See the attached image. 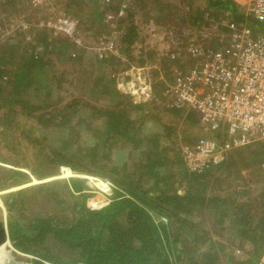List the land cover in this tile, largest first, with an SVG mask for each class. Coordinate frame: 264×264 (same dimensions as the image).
Returning <instances> with one entry per match:
<instances>
[{
	"label": "rangeland",
	"instance_id": "obj_1",
	"mask_svg": "<svg viewBox=\"0 0 264 264\" xmlns=\"http://www.w3.org/2000/svg\"><path fill=\"white\" fill-rule=\"evenodd\" d=\"M8 4V7L0 8V49L8 50L13 47L11 49L14 54L7 55L11 59L5 61V64H10L6 65L7 75L2 77L0 74V83L9 82L10 90L13 88L17 78L13 71L9 73V70L15 71L17 67L14 66L15 64L20 67V70L26 69L22 58L28 46H36L35 49L38 52L40 50L42 53L44 50L48 52L49 54L42 57L44 60H50V63L46 70L40 71V74L36 69L39 74L36 82L45 89L40 98L34 100L33 97L27 96V100L24 101L23 97L20 99L23 103L14 107L17 111L15 115L11 117L2 115V119L0 118V167L7 170H20L30 178L29 184L19 188H12L15 182L11 181L9 184L12 186L0 189L1 224L8 223L9 218L3 196L40 184L58 181H63L65 184V181L72 177L86 179L85 186L89 189L86 190L87 206L92 210L108 206L117 197V192H123L107 178L76 175L69 168L67 169L72 176L64 177L67 172L62 171L66 167H61L48 175L53 176L50 178L44 175L45 173L42 174L41 172H50L55 164L39 169V160L49 157L52 149L59 148L76 151L98 145L100 150L111 152L104 162L103 156L100 155V161L103 164L114 162L115 166H122L126 151V157L128 161H132L133 165L131 172L137 166L134 165L133 157L142 162L141 166L148 163L151 156L142 161L138 158L141 152H157L160 155L162 153L176 154L179 157L176 161L179 166L171 165L168 171L158 174L160 167L156 165L153 176L158 178L159 184L155 185L151 182L149 185L156 190L160 187L167 188L174 183L172 190H176V194L180 196L196 190L198 194L205 193V197L214 195L213 197L235 199L236 190H253L254 196L264 192L263 163L260 162L262 170L256 164L250 167L249 153L229 171V166L224 170L223 167H218L213 174L205 176L196 184L194 182L197 178L192 176L188 169H186L187 173L191 175L188 177L189 180L184 179L180 169L185 170L182 151L204 134V129L200 128V116L196 111H192L188 116L189 110L180 108L172 110L174 109L172 107H176L172 105L175 99L166 95L165 89L174 87V81L179 73L186 74L187 68L192 66L189 51L199 47L196 41H192L190 46L185 48L182 45L179 48L174 39L194 35L207 36V33L210 36H222L221 28L229 29V24L222 22L228 15H220V12L208 9L205 0H9ZM99 11L104 18L102 25L94 19V15ZM222 13L225 14V12ZM199 15L203 18V23L207 22L208 32L207 29L196 31L198 28L191 25L193 21H197ZM81 19L83 23L80 22ZM258 24L264 25V22H258ZM131 26L134 28L135 42L129 49V53H123L121 42ZM255 28L257 31L253 29V37L255 39L264 37V28L258 26ZM42 33L49 36L54 47L46 45L47 49L42 48V43L37 42L35 38H39ZM225 34L228 33L225 32ZM58 37L66 38L68 48L65 51L57 48ZM218 42L220 43V39ZM95 56L100 60L111 56L115 59H111L113 62H108L106 66L97 68ZM2 64L3 62L0 61V71H2ZM55 74L63 77L61 86L58 88L55 86L56 82H52ZM103 76L114 77L117 84V87L112 90L111 97L107 99H103L98 94L96 97L90 91L91 89L89 90L91 85H94L97 90L102 88L101 86L106 84ZM49 84L54 87L50 85L48 88ZM120 94L123 96L118 99ZM120 102L135 106L133 108L127 106V115L130 118V126L127 127L130 130L126 131L125 135L131 136V130L136 129L143 132V135H132L125 143L117 137L119 133L110 128V125L108 126L106 120L108 122L109 120L104 114V111L117 108ZM27 106L30 108L28 109ZM35 106L40 107L36 113L31 111ZM179 110L182 111L179 112ZM44 112L47 114L45 118L43 117L42 124L27 118L29 115H39ZM9 118L12 121H9ZM108 137L110 138L107 139ZM155 139H158L157 143L154 142ZM38 154L42 157L35 158ZM21 157L24 159L19 163L17 160ZM167 158L175 160L172 156ZM254 161L253 156L252 163ZM30 166L37 168L40 172L34 175ZM119 172H122L121 167ZM175 173L178 175L174 176ZM172 179L179 180L171 182ZM57 186L55 185L56 189L49 191L50 195L30 191L23 195L18 201L22 200L25 206L22 207L21 203L19 204V208L15 211L17 219L20 218L24 224H28L34 215L49 214L56 218H63L62 221L65 223L71 222L75 214L69 210L71 205L65 200L62 189ZM237 206L238 204H234V208ZM216 207L218 204L208 202L205 207L189 206L186 210L193 212L190 213L193 216L189 218L198 227L206 228L216 244L225 246L226 251L220 252L223 259H227L226 254L245 257L248 246L240 238L232 241L229 225H222L219 215L215 217ZM21 208H24L23 211ZM153 219L156 223L159 222L158 217L153 216ZM162 221L166 222L165 219ZM7 240L9 241L6 238L0 247L9 246L10 243ZM63 255V257L66 256V254ZM72 255L74 256V253H68L66 257ZM11 259L17 264H27L28 261L37 260L29 254L23 256L14 254Z\"/></svg>",
	"mask_w": 264,
	"mask_h": 264
},
{
	"label": "trees",
	"instance_id": "obj_2",
	"mask_svg": "<svg viewBox=\"0 0 264 264\" xmlns=\"http://www.w3.org/2000/svg\"><path fill=\"white\" fill-rule=\"evenodd\" d=\"M8 1L0 0V8L8 7ZM205 1L208 9L220 12V15H228L227 19L221 20L222 22L227 24L234 22L238 25H244L251 28L252 32H254L253 29H256L255 26L264 28V25H259L258 22L260 21L255 20L253 17L240 16L241 13L237 10L238 7L231 0ZM74 7L77 9L76 6ZM222 12H225V14ZM94 16L95 22L102 25L101 22L104 21V18L101 12L99 11ZM202 19L200 16L196 22H192L191 25L198 28L196 31H206L207 22L203 23ZM80 22L83 23V20L81 19ZM223 30L224 33L228 32L227 28H221V32ZM134 35V28L131 26L121 42L123 53L130 52L129 49L135 42L133 39ZM35 38H37V42L42 43V48L44 47V49H47L46 45H52L46 33H42L39 38ZM196 38L198 36L194 35L188 38L177 37L174 40L181 48L182 45L184 47L190 46L191 42L195 41ZM204 38L205 36L201 37L203 41L206 40ZM218 41L219 37L214 36L210 38L209 45L218 47L220 46ZM56 42L58 44L57 48L64 49V51L68 48L66 38L58 37ZM209 45L207 43L203 44L206 48H209ZM52 46L54 47V45ZM28 47L22 58L24 60L23 66L26 69L20 70V67L15 64L14 66H17L16 70H9V73L13 71L17 78L13 88L10 90L9 82L6 84H3L4 82L0 83L1 119L2 115L5 117L15 115L17 112L14 109L15 105L22 104L23 100H27V96L38 100L39 96L43 94V90H45L36 82V79L41 70L44 71L48 68L50 60H44L42 55L49 53L45 50L43 53L41 50L39 52L36 51V46L33 47L31 45L32 48H30L32 50ZM11 48L13 47L8 50L0 49V61L3 62L2 71H0L2 77L7 75L8 70L6 71V69L8 68L6 65L10 64H5V61L11 59L7 55L14 54ZM95 57L97 60L95 66L97 68H102L108 62H111V59H115L113 56L104 60L97 59V56ZM80 70L82 71V69ZM62 78L59 74L53 77L52 82H56V88L61 86ZM102 78L104 83H106L101 86L102 88L97 90L94 85H91L89 90L91 89L90 91L94 93V96L98 94L103 99H107L109 96L111 97L112 90L117 87V84L114 77L106 78L103 76ZM30 80L31 83H29ZM50 85L47 87L49 88ZM51 86L54 87L53 85ZM122 96L120 94L118 99ZM22 98L23 100H20ZM127 106L135 107L132 104L120 102L117 108L104 111L106 119L110 122L106 120L108 126L110 125V128L119 133L117 137L122 139V143H125L132 135H143V132L139 131L140 129L131 130L132 134L129 133L131 136L125 135L126 131L130 130L127 127L130 126ZM125 107L126 109H124ZM27 108L29 109L30 107L27 106ZM172 108H174L172 110L178 109V107ZM21 109L24 110L23 108ZM39 109V106H35L31 111L36 113ZM181 111L179 110V112ZM191 112H187L188 116L191 115ZM46 114L47 112L39 115H29L27 118H30V121L34 120L42 124V119L46 117ZM9 121H12V119L9 118ZM153 137L156 138L155 136ZM157 140L155 139L154 142L157 143ZM263 145L261 143L256 144V147L250 150L258 154V156L263 155ZM61 149H52L50 158L47 157L44 160L40 158L39 169L55 164L50 172H41L42 174L45 173L44 175L48 176L61 167H66L71 169L76 175L107 178L119 189H122L123 192H117V197L108 206L99 210L88 208L86 190L89 189L85 186L86 179L83 178L72 177L66 180L65 184L63 181L40 184L3 196L9 212L7 223L9 240L14 243L15 248L19 252L37 258V260L28 261L29 264H44L43 262L51 264H258L261 255L264 253V192L254 196L255 192L253 190H236L235 195L237 197L235 199L221 196L213 197L214 195L205 197V193L198 194L196 190L180 196L176 194V190H172L174 183L167 188L160 187L156 190L155 188H150L149 185L151 182L155 185L159 184L158 178L153 176L156 165L160 167L158 174L168 171L171 165L172 167L174 164L179 166V163H176L179 159L176 154L165 155L162 153L160 155L157 152H141L140 157H138L140 160H147L150 156L151 160L149 159L147 164L141 166L142 162L133 159V157L134 165L137 166L131 172L133 165L131 164L132 161H128L126 151L124 152L126 155H123L122 166H115L114 162L103 164L111 152L110 150H100L98 145L76 151L68 148L66 150ZM100 155L103 156V162L100 161ZM39 156L41 155L38 154L35 158ZM167 156H172L175 160L167 158ZM23 159L24 157H21L17 161L21 163ZM226 166L228 167V164L222 169L227 168ZM30 167L34 175L40 172L37 168ZM120 167L122 172H119ZM184 167L185 170L180 169L184 179L189 180L188 177H191V175L187 173L185 165ZM214 170L212 169L202 175L193 174L192 176L197 178L194 184L205 176L213 174ZM176 175L178 173H175L174 176ZM27 177L20 170H7L0 167V189L12 186L9 184L11 181L15 182L12 188L17 187L22 181H26ZM50 177L53 176H48V178ZM178 180L172 179L171 182ZM55 185L62 189L65 200L71 205L69 210L75 214V218L71 222L65 223L62 221L63 218H56L49 214L34 215V218L28 224H24L20 218L17 219L18 216L15 211L19 208V204L21 203L22 207L25 206L22 200L18 201L23 195H26L29 191L31 193H47L46 195H50L48 193L50 190L56 189ZM190 187L192 188V186ZM154 192H157V195ZM208 202L218 204V207L214 209L217 211L215 217L219 215L220 223L229 225V235L232 236V241L240 238L248 246V250L244 254L245 257L226 254L227 259H223L220 252L226 251L225 246L216 244L206 228L198 227L189 218L193 216L190 214L193 212L187 211V207L201 208L207 206ZM234 204H238V206L234 208ZM23 209L21 208L22 211ZM228 211L230 213H227ZM153 216L159 218L158 223L154 221ZM162 219H165L166 222H163ZM68 253H74V256L66 257ZM63 254H66V256L63 257Z\"/></svg>",
	"mask_w": 264,
	"mask_h": 264
},
{
	"label": "built area",
	"instance_id": "obj_3",
	"mask_svg": "<svg viewBox=\"0 0 264 264\" xmlns=\"http://www.w3.org/2000/svg\"><path fill=\"white\" fill-rule=\"evenodd\" d=\"M231 1L264 22V0ZM228 31L216 49L200 45L191 49L192 66L186 74L179 73L174 87L165 89L175 99L172 105L200 116L204 134L181 154L195 175L223 165L237 148L264 144V37L255 39L251 28L234 22ZM7 242L10 257L24 255ZM258 264H264V253Z\"/></svg>",
	"mask_w": 264,
	"mask_h": 264
},
{
	"label": "crops",
	"instance_id": "obj_4",
	"mask_svg": "<svg viewBox=\"0 0 264 264\" xmlns=\"http://www.w3.org/2000/svg\"><path fill=\"white\" fill-rule=\"evenodd\" d=\"M237 10L241 13V15L240 16H248L246 13H245V11L244 10H242V9H240V8H237ZM208 26V25H207ZM207 26H206V29H207ZM228 31V30H227ZM207 32H208V29H207ZM228 33V32H227ZM210 36V34H208L207 33V36L206 35H197L198 36V38H196V42L195 43H198L200 46H203V44H206L207 43V45H209V36ZM220 35H222V36H219V35H217L216 37H219V39L221 40V39H225L226 38V36H224V35H226L224 32H221L220 31ZM205 36V38H206V40L205 41H203L202 39H201V37L203 38ZM212 37H214V36H210V38H212ZM204 38V39H205ZM194 43V42H193ZM194 43V44H195ZM211 44V43H210ZM220 44H221V41H220ZM224 44H225V42H224ZM211 46V47H210ZM214 46V45H213ZM213 46L212 45H209V48H211V49H213ZM204 47V46H203ZM204 48H206V47H204ZM216 47H214V49H215ZM256 144H259V143H256ZM256 144H254V145H251V146H247V147H243V148H237V149H235V150H233L228 156H227V159H226V161L223 163V165H221V166H219V167H224L225 165H227L228 164V166H229V169H228V171L232 168V166H234V165H238V163L240 162V160H243V158L245 157V155L246 154H248V156H250L251 157V164L249 165L250 167H252L254 164H256V165H258L259 167H260V169L262 170V166H263V164H262V166H261V163H263L264 162V159H261V160H258V159H260V158H264V153H263V157L261 156V155H259L258 156V154H256V153H253L250 149L251 148H254V147H256L255 145ZM264 146V145H263ZM254 156V162L252 163V157ZM257 162V163H256ZM261 162V163H260ZM227 167V166H226ZM218 168V167H217ZM216 169V168H215ZM246 169H248V168H246ZM229 173V172H228ZM227 173V174H228ZM29 182H30V178L29 177H27V180L26 181H24V182H22L19 186H17V188H19L20 186H24V185H27V184H29ZM3 227L5 226V228H7V223H4L3 222ZM7 247V246H6ZM12 248L14 249V250H16L17 252H19L16 248H15V246H14V243H12ZM20 253V252H19ZM14 255V254H13ZM19 257V256H18ZM43 263H45V262H43ZM47 264H51V263H48V262H46ZM74 264H81V263H74Z\"/></svg>",
	"mask_w": 264,
	"mask_h": 264
},
{
	"label": "bare ground",
	"instance_id": "obj_5",
	"mask_svg": "<svg viewBox=\"0 0 264 264\" xmlns=\"http://www.w3.org/2000/svg\"><path fill=\"white\" fill-rule=\"evenodd\" d=\"M64 170L62 171V172H64V171H66L67 173L66 174H64V177H67V176H72L71 175V173L69 172V169H67V168H63ZM63 176V175H62ZM38 182V181H37ZM100 184V183H99ZM101 185V184H100ZM102 187H103V185H101ZM106 188H107V186H106ZM104 189V188H103ZM9 252L7 251V249H6V245H2L1 247H0V264H11V262L13 263V264H17L14 260H12L11 259V257L9 256Z\"/></svg>",
	"mask_w": 264,
	"mask_h": 264
},
{
	"label": "water",
	"instance_id": "obj_6",
	"mask_svg": "<svg viewBox=\"0 0 264 264\" xmlns=\"http://www.w3.org/2000/svg\"><path fill=\"white\" fill-rule=\"evenodd\" d=\"M7 238V232L5 226L0 223V244L4 242V240ZM11 264H13L11 262Z\"/></svg>",
	"mask_w": 264,
	"mask_h": 264
},
{
	"label": "clouds",
	"instance_id": "obj_7",
	"mask_svg": "<svg viewBox=\"0 0 264 264\" xmlns=\"http://www.w3.org/2000/svg\"><path fill=\"white\" fill-rule=\"evenodd\" d=\"M6 232H7V238L9 239V237H8V229L6 228ZM10 241V240H9ZM11 242V241H10ZM21 253V252H20ZM22 254H24V253H22ZM262 256V255H261Z\"/></svg>",
	"mask_w": 264,
	"mask_h": 264
}]
</instances>
